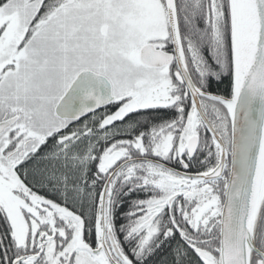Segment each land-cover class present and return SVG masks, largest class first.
I'll use <instances>...</instances> for the list:
<instances>
[{
  "label": "snow or ice",
  "instance_id": "6c2138e0",
  "mask_svg": "<svg viewBox=\"0 0 264 264\" xmlns=\"http://www.w3.org/2000/svg\"><path fill=\"white\" fill-rule=\"evenodd\" d=\"M0 264H264V0H0Z\"/></svg>",
  "mask_w": 264,
  "mask_h": 264
}]
</instances>
